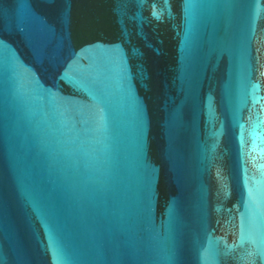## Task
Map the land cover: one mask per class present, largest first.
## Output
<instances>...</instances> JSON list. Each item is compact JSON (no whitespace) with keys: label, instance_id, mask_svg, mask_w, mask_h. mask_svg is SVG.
I'll use <instances>...</instances> for the list:
<instances>
[{"label":"water","instance_id":"95a60500","mask_svg":"<svg viewBox=\"0 0 264 264\" xmlns=\"http://www.w3.org/2000/svg\"><path fill=\"white\" fill-rule=\"evenodd\" d=\"M0 264H264V0H0Z\"/></svg>","mask_w":264,"mask_h":264}]
</instances>
